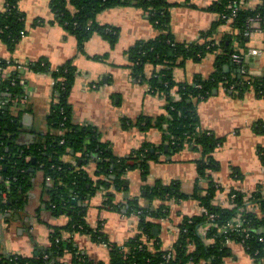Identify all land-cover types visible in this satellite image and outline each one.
<instances>
[{"label": "trees", "instance_id": "1", "mask_svg": "<svg viewBox=\"0 0 264 264\" xmlns=\"http://www.w3.org/2000/svg\"><path fill=\"white\" fill-rule=\"evenodd\" d=\"M241 1L215 0L210 7L218 15L213 28L198 41L186 45L176 42L171 33L167 0H51L54 21L75 36L81 48L96 33L104 36L112 46L116 45L118 30L96 21L104 10L129 5L146 12L159 35L153 41L135 45L129 52L130 62L137 80L147 82L152 94L167 98L166 114L156 120L141 117L137 122L125 121L124 126L138 127L142 131L158 128L167 144L165 147H170L173 153L183 150L186 145L200 151L202 158L197 164V186L193 194L188 195L182 192L179 183L165 186L157 182L148 188L146 206L141 205L138 198L115 201L117 194L126 190L124 175L136 169L146 174L148 162L158 161L164 147L156 148L145 143L127 158L114 157L111 149L101 142L96 129L72 123L68 98L76 79V67L71 62L57 69H52L45 61L30 63L28 70L50 73L54 78L56 102L48 117V132L31 146L20 145L22 119L27 112L21 103L26 94L23 82L26 76L19 69L8 73L5 78L0 76V216L5 222H10L15 213L24 209L34 186V176L36 172L43 171L44 193L48 199L46 209L54 217L66 215L69 221L65 226L52 228L50 246L38 251L37 255L24 257L6 253L0 256V264H66L62 259L67 254L72 256L70 264H224L232 255L233 244L241 245L256 264H264V192L259 187L248 198L241 191L231 190L228 194L230 206L214 204L224 189L210 173L220 169L213 154L223 141L212 131L202 129L198 115V104L211 97L220 85L238 96L253 91L264 98V77L253 76L248 71L239 77L225 72V66L232 61L233 55H241L245 60L244 56L249 51L250 37L245 36L248 20L260 16L264 29V0L254 9L241 8L232 21L225 18L231 15L230 6ZM19 2L6 0L5 12L0 14V41L10 53L28 34L27 16L20 10ZM37 22L41 23V20H36L34 26ZM226 24L232 32L221 40H215L214 32ZM209 54H216L215 70L209 78L197 76L189 83L175 80V67L183 66L189 60L201 61ZM9 66L16 68L13 61L10 63L0 58V67L6 70ZM148 66L154 68L149 77L146 74ZM259 128L264 133V123ZM258 154L264 166V149H260ZM81 160L96 164L97 182L83 169ZM234 175L242 178L236 170ZM206 180L208 185L201 186ZM102 188L106 190L103 209L137 218L136 234L124 245L110 241L102 229L103 222L94 227L87 221L84 201ZM109 188H113L112 193H109ZM172 199L196 200L200 207L215 214L214 226L207 232L206 239L200 236L199 229L209 221L208 216H184L175 225L173 246L164 249L163 241L158 234H153V229H159L160 221L171 216L169 203ZM155 200L162 204L154 207L152 203ZM239 214L243 220L242 228L225 232L227 225ZM248 233L250 236L247 238ZM79 234L105 245L109 249V262L96 261L80 250L75 241ZM169 253L173 255L171 259L166 257Z\"/></svg>", "mask_w": 264, "mask_h": 264}, {"label": "crops", "instance_id": "2", "mask_svg": "<svg viewBox=\"0 0 264 264\" xmlns=\"http://www.w3.org/2000/svg\"><path fill=\"white\" fill-rule=\"evenodd\" d=\"M215 0H167L170 5L171 33L176 42L190 45L209 32L218 19L210 10ZM51 0H20L19 8L27 16L28 34L10 53L0 41V58L16 65L6 70L0 67V76L18 70L26 76V94L22 105L27 112L23 116V131L19 137L20 145L31 146L38 142L42 134L49 130L48 117L56 102L54 78L50 73H35L27 68L30 63L45 61L52 69H57L71 62L76 67V79L71 89L68 103L71 107L72 123L84 125L98 131L100 140L111 149L114 157L127 158L139 150L145 143L153 147H164V153L158 161L148 162V171L140 169L128 171L124 175L126 190L118 194L117 201L138 198L141 205L148 202L145 197L148 188L161 182L165 186L179 183L183 193L192 195L197 186L198 161L201 152L193 146L173 153L162 136L154 127L142 131L138 127L128 128L125 121L137 122L141 117L158 119L166 114L167 98L152 94L147 82L137 80L130 62V50L138 43L155 40L158 29L147 18L144 10L137 6H116L104 10L96 17L101 25L118 30L116 45L96 33L81 48L75 36L54 21L50 9ZM248 8H255L257 0L247 1ZM6 0H0V14L5 12ZM41 20V23L36 20ZM232 32L229 25H221L216 30L214 39L221 40ZM248 49L261 51L259 55L248 56L244 70L253 76L264 77V32L249 38ZM231 64V65H230ZM230 65V68L226 66ZM225 66V72L239 77L238 62L232 61ZM22 66V68H20ZM216 54H209L201 61H187L183 66L174 68L177 82H192L197 76L209 78L215 70ZM154 72L152 66L146 68L147 76ZM17 109V107H16ZM15 114V113H14ZM198 115L202 129L212 131L223 142L213 154L219 171L212 172V179L224 191L214 200L215 205L228 207V194L238 190L248 195L259 187L264 192V166L259 157V150L264 149V133L259 126L264 123V98L253 91L243 95L225 90L223 85L208 99L198 104ZM81 156V155H78ZM90 178L97 182L96 164L82 162ZM238 171L242 178L235 177ZM29 202L24 209L13 215L10 222L0 216V256L6 253L31 257L38 251L50 246V233L55 226L68 224L67 216L54 217L46 209L47 195L43 186V171L36 172ZM207 180L202 182L205 186ZM104 190L84 201L87 208V221L94 227L103 222L110 241L124 245L134 237L137 218L126 217L117 212L103 209ZM126 195V197H125ZM162 204L153 201L154 207ZM171 216L161 220L158 229L164 249H170L176 239L175 225L184 216L200 214L198 201L172 199L169 203ZM126 217V218H125ZM135 227V228H134ZM175 227V228H174ZM116 231V233H114ZM120 233H123L120 236ZM80 250L96 261L109 262V249L97 245L87 237L76 236ZM232 255L224 264H256L241 245L233 244ZM72 256L67 254L62 261L70 264Z\"/></svg>", "mask_w": 264, "mask_h": 264}, {"label": "built area", "instance_id": "3", "mask_svg": "<svg viewBox=\"0 0 264 264\" xmlns=\"http://www.w3.org/2000/svg\"><path fill=\"white\" fill-rule=\"evenodd\" d=\"M247 1L249 2L250 0H247ZM247 1L243 0L241 2H235L234 4H232L230 6V8H232L231 15L229 17L225 16V18L228 19V21H232L233 18L238 16V11L241 8H243V7L244 8H248V6L246 4ZM257 2H258V5H260L263 1L257 0ZM249 9H251V8H249ZM261 24H262V18L260 16H256V17L250 18L248 20V30L245 33V36L246 37H251L252 35H254L256 33L264 32V29H262ZM259 54H261L260 50H257V49H252L251 50V49H249V51L247 52V54L244 57H245V60H246V58H248V56L259 55ZM245 60H244V58L241 55H237V54L233 55V61L238 62L239 65H242ZM244 67L245 66L242 65V73L241 74H244L245 72H247V71L244 70ZM20 68H22V66ZM55 83L56 82H54V86H55ZM176 97H177V95H176ZM22 102H23V99H22L21 103ZM101 190H104L105 193H106L105 189L102 188ZM200 214L207 215L208 216V220H209L207 223H205L199 229L200 236L203 239H206L207 232L209 231V229L211 227L214 226L213 222H214L216 216H215V214L209 213L208 210L206 208H203V207H200ZM242 226H243V220H242V216L239 214L238 216L233 218V220L227 225V227L224 229V231L228 232L229 229H231L232 231H236V230H239L240 228H242ZM249 236H250V234L248 233L246 235V237L248 238ZM260 241H263V238H261ZM166 257H167V259H171L173 257V255L171 253H169Z\"/></svg>", "mask_w": 264, "mask_h": 264}, {"label": "rangeland", "instance_id": "4", "mask_svg": "<svg viewBox=\"0 0 264 264\" xmlns=\"http://www.w3.org/2000/svg\"><path fill=\"white\" fill-rule=\"evenodd\" d=\"M108 191H109V193H112V192H113V188H109ZM105 195H106V193H105ZM105 195H104V200H105ZM117 197H118V194H117ZM106 199H107V198H106ZM117 199H118V198H116L115 201H117ZM110 212H114V211H110ZM62 216H64V215H62ZM65 216H66V215H65ZM131 217H133V216H131ZM125 218H126V217H125ZM105 224H106V222L103 223V226H102V229H103L104 232H106ZM137 226H138V224H136V226H135V227H136V229H135V231H134L135 234H136V231H137ZM135 227H134V228H135ZM106 233H107V232H106ZM114 233H116V231H115ZM122 235H123V233H120V236H122ZM76 236H83V235H80V234H79V235H76ZM76 236H75V237H76ZM83 237H86V238H87L88 236L86 235V236H83ZM88 238H89V237H88ZM89 239H90V238H89ZM90 240H91V239H90ZM91 241H92V240H91ZM112 241H113V239L111 238V242H112ZM91 243L94 244L93 241H92ZM95 244H97V243H95ZM76 245H78V242H77V241H76ZM97 245H99V244H97Z\"/></svg>", "mask_w": 264, "mask_h": 264}, {"label": "water", "instance_id": "5", "mask_svg": "<svg viewBox=\"0 0 264 264\" xmlns=\"http://www.w3.org/2000/svg\"><path fill=\"white\" fill-rule=\"evenodd\" d=\"M230 65H231V64H230ZM230 65H229V66L227 65L226 68H230ZM238 73H239V74L242 73V65L239 66ZM125 197H126V195H125ZM153 234H154V235L158 234V229H157V228H154V229H153Z\"/></svg>", "mask_w": 264, "mask_h": 264}]
</instances>
